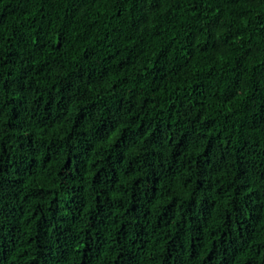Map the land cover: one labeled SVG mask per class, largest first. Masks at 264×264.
Instances as JSON below:
<instances>
[{
    "label": "trees",
    "instance_id": "obj_1",
    "mask_svg": "<svg viewBox=\"0 0 264 264\" xmlns=\"http://www.w3.org/2000/svg\"><path fill=\"white\" fill-rule=\"evenodd\" d=\"M0 264H264V0H0Z\"/></svg>",
    "mask_w": 264,
    "mask_h": 264
}]
</instances>
